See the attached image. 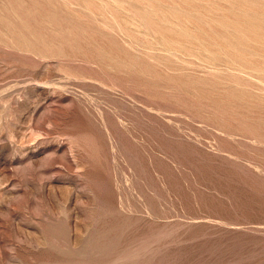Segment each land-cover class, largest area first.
I'll list each match as a JSON object with an SVG mask.
<instances>
[{"label": "rangeland", "instance_id": "rangeland-1", "mask_svg": "<svg viewBox=\"0 0 264 264\" xmlns=\"http://www.w3.org/2000/svg\"><path fill=\"white\" fill-rule=\"evenodd\" d=\"M0 264H264V0H0Z\"/></svg>", "mask_w": 264, "mask_h": 264}]
</instances>
